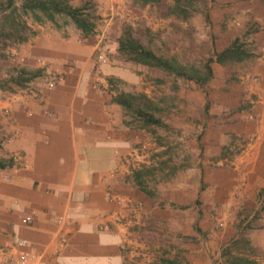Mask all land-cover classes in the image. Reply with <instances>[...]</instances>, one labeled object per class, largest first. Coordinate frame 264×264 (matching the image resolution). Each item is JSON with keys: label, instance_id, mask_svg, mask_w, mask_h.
I'll list each match as a JSON object with an SVG mask.
<instances>
[{"label": "crops", "instance_id": "0c3cea01", "mask_svg": "<svg viewBox=\"0 0 264 264\" xmlns=\"http://www.w3.org/2000/svg\"><path fill=\"white\" fill-rule=\"evenodd\" d=\"M85 1L94 3L103 28L96 24L86 33L74 22L61 27L50 20L35 22L27 41L10 48L11 64L28 72L32 84L27 89L22 82L19 90L0 94V107L10 109L0 118V160L5 162L0 167V246L26 240L32 254L28 264H264V0L234 4L233 21L240 28L228 29L227 42L216 50L246 32L245 25L256 24L253 33L246 32L255 48L253 56L240 61L244 68L233 102L215 99L217 93L207 102L202 97L206 85L199 90L177 84L171 90L184 98L187 110L194 98L197 109L217 115L205 130H213L218 151L231 141L229 132L249 140L222 169L225 181L217 191L207 186L198 193L192 171L172 178L169 192L155 191L173 199L175 207L152 205L154 198L126 168L128 158L155 144L145 131L153 124L131 125L110 86L121 79L151 96V87L160 84L142 86L144 72L118 61L113 49L100 65V76L94 66V50L117 14L131 13L130 0H70L73 5ZM210 65V85L223 83L226 63ZM50 70L63 72L52 88L44 73ZM204 177L198 181H209ZM246 208L258 211L255 220L261 226L245 233L244 224L234 219ZM26 215L33 218L30 224L23 220Z\"/></svg>", "mask_w": 264, "mask_h": 264}, {"label": "rangeland", "instance_id": "374dc122", "mask_svg": "<svg viewBox=\"0 0 264 264\" xmlns=\"http://www.w3.org/2000/svg\"><path fill=\"white\" fill-rule=\"evenodd\" d=\"M11 1L12 3H9L8 0H0V27H9L13 22H25L34 31L31 25H34L35 22L50 20L45 17L43 20L35 19L31 10L26 11L23 9L22 0ZM240 1L245 0H182V3L186 2V12L183 13L176 11L174 7L175 0H158L147 2V4L141 2V0H130L129 3L133 7L131 13L129 15L121 12V14H117V20L108 27L103 40L98 45L108 46L111 50L113 49V54L118 61L131 67L134 66L136 72H144L143 80L145 84H142V86L153 85L155 81L160 84L156 88L151 87V96H149L151 100L147 102L148 110L163 120V124H153L145 129L147 136L150 138L147 141H154L155 144L150 143L144 146L143 152L138 149L142 153L140 152L139 156L133 155L132 159L128 158L127 163L125 162L129 173L133 174L134 179H139L137 183L149 191L150 196L154 198L152 205L160 207L176 206L173 199L171 201L163 199L157 192L160 189L169 192L170 185L175 182L172 178L174 179L175 176L185 171L194 173L197 179V183L194 185L195 187L198 185V193L207 186L211 192L217 191L218 183L221 184L225 181L222 169L227 167L226 165L230 164L232 158L245 148L249 140H243V138L234 136L229 132L227 134H229L231 141H229V144L223 145L221 150L218 151L217 139L214 137L213 130H205L207 127L213 126L211 119L217 115L213 113L212 117L205 109H197V99L194 98L189 103L190 108L187 110L184 98H179L175 93L171 94V90H174L177 84L190 89L196 87L199 90L200 86L191 79L175 76L162 69L163 72L160 73L157 71L159 69L157 67L129 59L126 54L118 49L117 40L123 30L127 26H131L133 34L155 52L175 56L183 63H194L202 67L210 58L214 57L219 44L227 42V30L240 28L233 21L237 17L234 4ZM87 2V11L92 12V19L96 24H99L98 29L103 28L104 21L101 19L102 16L96 12V6L92 1ZM82 3L75 5H81ZM38 13L43 15L40 12ZM228 15L231 16L228 17ZM50 21H53L58 27L74 22L65 13H55L54 20ZM245 27L247 34L253 33L257 29L255 23H251L249 27L245 25ZM246 32L241 31L239 38L241 42L246 44L247 48L252 50L255 47L248 41L249 36ZM14 44L11 39L0 33V94L20 89L12 79L17 75V71L21 70L20 67L11 64L10 48ZM94 66L96 67L95 63ZM223 68L227 69L228 75L227 79H223V83L211 86L208 82L209 84H206L205 88L203 87L202 97L207 102H209L207 97L210 96L209 98H211V96H215V93H217L215 99L219 98L221 101L226 102L232 99L231 102H233L234 95H237V90L240 89L241 78L239 75H241L244 65L240 61H234L226 63ZM23 78L32 79V76L27 73L23 75ZM3 84L5 87H2ZM110 86L115 91L127 89L126 91L143 92L135 88V84L121 79H115ZM142 100L140 103L144 106L145 103ZM232 110H229L228 116L232 115ZM125 111L131 125L137 127L142 124V121L132 111L126 109ZM230 117H227V125ZM171 121H177L183 126L175 125ZM213 121L216 122L214 118ZM183 129L184 131H182ZM185 129L188 131L186 132ZM222 158H226V161L217 164L218 160ZM231 167L233 168L232 165ZM136 171H140V176L137 178L135 177ZM202 175L209 181L204 183L198 181L201 180ZM193 205L196 207L199 204L195 201ZM244 211V213L235 217L234 222L244 224L245 233L249 232L250 229L260 228L261 223L255 220L258 211L254 212L251 208H246ZM210 213L211 220L217 222L215 212L211 211ZM251 215L252 217H250ZM234 256L232 259L235 258Z\"/></svg>", "mask_w": 264, "mask_h": 264}, {"label": "trees", "instance_id": "16d2710c", "mask_svg": "<svg viewBox=\"0 0 264 264\" xmlns=\"http://www.w3.org/2000/svg\"><path fill=\"white\" fill-rule=\"evenodd\" d=\"M8 1L9 3H12L11 0ZM151 1L158 0H141L143 3ZM185 6L186 2L182 3V0H175L174 7L177 12L185 13ZM22 7L26 11L31 10L34 18L37 20H43L44 17L54 20L55 13H65L71 17L77 27L86 33L94 31L96 26L95 21L92 19V12L87 11V1L76 6L73 5L70 0H22ZM38 12L43 15H40ZM9 27H0V33L6 38L11 39L14 43H23L27 41L30 34L34 33L30 26H28L25 22H13ZM117 43L118 49L126 54L129 59L160 68L167 73L174 74L175 76L191 79L200 87H204L213 76V71L210 65L212 61L224 64L228 62L241 61L253 56L251 50L247 48L246 44L241 42L240 38L237 37L222 51L216 52L214 57L210 58L202 67H199L194 63H183L175 56H167L155 52L151 47L145 45L139 37L133 34L131 26H127L123 30L117 40ZM27 73L28 72L24 70H20L12 79L15 83L21 84L23 81L29 79L23 78V75ZM2 87H5V85L3 84ZM140 99L144 100V106L141 105ZM114 100L120 103L126 110L132 111L137 118L142 121L143 125L163 124V120L160 117L154 115V113L148 110L147 102L151 99L145 92L119 90L115 93ZM128 122L131 123L130 120ZM3 166H5V162L0 160V167ZM139 176L140 171H136L135 177L137 178ZM137 180L139 179L137 178ZM261 196H264V190L261 193ZM237 261V264H245L243 260Z\"/></svg>", "mask_w": 264, "mask_h": 264}, {"label": "built area", "instance_id": "2783aa9c", "mask_svg": "<svg viewBox=\"0 0 264 264\" xmlns=\"http://www.w3.org/2000/svg\"><path fill=\"white\" fill-rule=\"evenodd\" d=\"M111 55V49L108 46L101 45L97 46L96 49L94 50L93 53V60L94 63L96 64V72L97 75L100 76V69L99 65L109 59ZM37 63L40 65H45L44 61L40 58L37 59ZM70 66V65H69ZM45 74L48 75V78L46 80V86L48 88H52L61 78L63 75L62 71H44ZM25 85L27 86V89L31 88V78L27 79L24 81ZM10 115V109L6 106L0 107V118L1 117H8ZM14 159L16 160L17 163L21 162V155L17 154L14 156ZM111 196V195H110ZM24 222L26 224H30L33 221L32 216L26 215L24 217ZM119 221H122L119 218ZM57 222L58 223H63L64 222V217L63 216H58L57 217ZM27 246V241L24 239L16 241L13 245L11 246H0V264H28L31 259H32V254L30 251L26 249ZM39 264H43L40 262Z\"/></svg>", "mask_w": 264, "mask_h": 264}]
</instances>
